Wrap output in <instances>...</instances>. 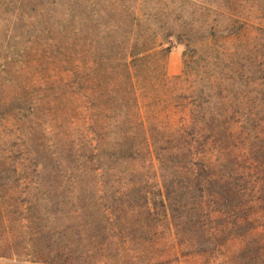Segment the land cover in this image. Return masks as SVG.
Wrapping results in <instances>:
<instances>
[{"label":"rangeland","instance_id":"obj_1","mask_svg":"<svg viewBox=\"0 0 264 264\" xmlns=\"http://www.w3.org/2000/svg\"><path fill=\"white\" fill-rule=\"evenodd\" d=\"M153 38L161 45L131 68L136 87L118 62L111 88L101 50L119 59ZM263 38L264 0H0V264H152L136 249L140 232L126 210L141 200L136 155L126 167L100 141V162L114 171L81 176L105 182L103 205L81 208L93 201L80 196L71 166L80 139L97 143L83 125L88 101L102 109L108 97L129 102L135 92L145 117H177L165 106L201 89L202 97H230V68L255 69ZM258 88L242 84L248 96ZM90 219H102L105 230L95 235Z\"/></svg>","mask_w":264,"mask_h":264},{"label":"trees","instance_id":"obj_2","mask_svg":"<svg viewBox=\"0 0 264 264\" xmlns=\"http://www.w3.org/2000/svg\"><path fill=\"white\" fill-rule=\"evenodd\" d=\"M152 40L154 45L143 40L139 49L133 43L119 59L111 49L101 50L110 64L103 67L102 75L108 69L111 88L118 85V62L125 68L128 83L136 87L131 68L136 59L148 58L149 50L161 45L156 38ZM186 47L192 51L189 41ZM194 54L186 56L184 74L196 61ZM252 56L250 50L251 61ZM253 61L255 69L248 73L244 64L230 68L225 79L232 81L233 89L238 83L241 86L232 89L230 97H202L201 89L180 103L167 104L165 108L172 107L177 117L167 112L145 117L135 92L130 103L108 97L109 105L102 109L88 101L92 116L84 118L83 125L97 143L88 137L91 144L87 146V139H80L71 166L80 183V196L93 201H83L81 208L102 206L105 188L99 178L89 181L81 176L90 171L101 177L114 171L100 162V141L108 140L126 167L136 155L142 161L136 171L141 200L126 210L135 214L131 226L140 232L136 249L146 262L264 264V38ZM229 62L233 65V60ZM247 83L259 85L255 94L242 92V84ZM124 189L125 185L115 192ZM89 224L95 235L105 230L102 219H90Z\"/></svg>","mask_w":264,"mask_h":264}]
</instances>
